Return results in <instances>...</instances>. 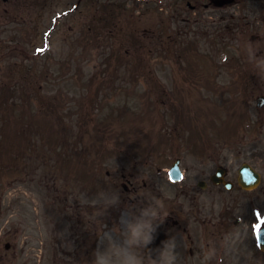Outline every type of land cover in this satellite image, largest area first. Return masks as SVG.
<instances>
[{
  "label": "rangeland",
  "instance_id": "374dc122",
  "mask_svg": "<svg viewBox=\"0 0 264 264\" xmlns=\"http://www.w3.org/2000/svg\"><path fill=\"white\" fill-rule=\"evenodd\" d=\"M90 1L92 0H89L87 8L83 10L84 5L81 7L82 13L72 12L73 5L66 4V0L57 1L55 6L48 3L43 8V12L48 13L44 16L40 13L42 9L36 7L39 0H23V5L17 11L9 13L7 10L11 3L4 4L0 0V253L3 254L0 264H66L69 254H65V250L59 246V251L54 256L56 247L53 244L58 239L62 243L67 242L65 240L70 235L78 240L81 237L90 240L92 250L87 257H91L92 264L95 250L103 248L109 234L116 236L119 242V230L123 229L125 221L133 218V213L137 217L140 205L148 208L156 203L160 205L161 212L166 210L169 213L171 202H175L173 210H176L180 205L187 204L186 198L191 201V193L180 191L177 183L168 180L166 169L174 157H167L159 142L148 143L147 147H152L151 158L146 164L138 161L136 170L132 167L133 158L130 156L135 155L137 160L141 157L142 150L139 148L143 147V139L139 135L140 130L150 137L155 133L152 128L156 129L155 126L161 124V98L158 100L156 97H146V89L152 84L159 94L158 81L165 83L167 79L170 82L183 78L182 71L193 60L188 58L180 65L173 60L160 63L157 57L161 53L156 44L153 49L157 54L152 55L150 44L145 50V39L136 46L130 42L133 39L136 42V35L134 38L132 34L122 31V38L129 42L130 56H126L124 47L112 57L109 56L110 48L103 49L104 54L111 58V66L103 75L100 71L105 66L101 67L99 49H89L88 61L79 63L87 47L83 48L81 45L82 31L87 26L88 16L95 10V2L97 7L103 3V0ZM185 2L186 0H126L122 10H131L124 14L135 17L136 25L131 26H152L149 31L154 33L153 36L158 32L156 19L158 23L162 20L166 26L171 27L183 26L181 17L191 21L198 20L197 24L193 25L191 22L190 26L195 29L200 25L199 30H196L202 40L205 25L218 29L213 30V34L207 32V36L213 38L217 35L224 36L222 30L230 24L232 28L225 31L229 33L231 29L227 43L235 51V56H238L237 49L241 50L246 45L250 34L264 27V0H241L237 6L220 10L208 8L188 11L185 9ZM64 11L67 13L63 14ZM16 19H22L24 24L30 19H36L35 31H39H34L31 37L35 42L27 43L25 47L19 45L12 48L17 44L12 36L13 31L19 27ZM48 28L51 30L48 34V48L43 54L37 55V48L45 45L43 31ZM192 31L190 36L193 35ZM163 33L165 31L160 32V36ZM202 40L197 37L198 47L205 55L210 50L205 42L211 41L207 38ZM214 49L216 58L219 56V60L223 62L224 52L220 53L218 46L213 43L212 50ZM145 51L143 57H133ZM14 62H19V65ZM90 78L94 79L91 84L88 81ZM172 85L171 82L170 87ZM196 86L202 90L208 88L205 82H198ZM83 88L118 92L113 97L106 98L100 94L97 101L103 104L104 109L94 112L96 118L100 119L93 125L79 128V112L89 113L85 109L91 106V99H86L82 105L78 102L87 95L80 93ZM66 95L71 98L67 99ZM76 102L78 103L70 108L71 103ZM52 103L57 111L54 112L55 117L57 114L56 120L62 117L64 119L56 125L53 132L52 138L56 143L50 145L52 141L47 140L48 130L44 127L54 115L42 110L52 106ZM253 107L254 105L249 109L251 118L260 120L261 111L258 110L259 116L256 111L252 114ZM74 109H77V113ZM61 110L67 111V115L59 112ZM63 122L65 124L61 125ZM115 128H118L121 136L127 135L129 138L122 142L117 135L112 134ZM104 130L109 133H105L103 138ZM250 131L247 135L264 140V129L251 127ZM176 135L174 132V138ZM157 140L162 142V139ZM195 143L200 144L197 140ZM120 144L122 149L127 150L126 153L123 150L117 153ZM75 148V152L83 148L87 150L85 154L89 157V165L85 168L78 161V155H75L72 163H69L71 170L64 172L63 168L69 166L63 158ZM182 148L179 153L187 175V180L182 184L188 187L189 183L186 182L204 177L206 172L196 166L201 160L193 154L197 151L194 144L188 147L185 143ZM247 150L246 159L252 164L259 166L261 162L264 163V142H254ZM159 166L163 168L157 171ZM120 169L129 175L124 181L121 180ZM106 171L109 172L108 175ZM191 174L194 177L188 178ZM123 183L127 185L125 192L121 187ZM80 188L82 193L78 191ZM255 191L247 193L249 207L248 204L245 206L244 215H250L247 222L250 234L247 236L248 243L244 240V252H236L242 257L239 258V264H264V252L256 248L250 225L253 210L264 204V198L261 199V194ZM220 193L225 195L224 198L232 195L216 190V194H213L215 199H219ZM117 198L118 203H111ZM6 243L9 244L7 251L3 250ZM84 264H88V259Z\"/></svg>",
  "mask_w": 264,
  "mask_h": 264
},
{
  "label": "clouds",
  "instance_id": "9594fccd",
  "mask_svg": "<svg viewBox=\"0 0 264 264\" xmlns=\"http://www.w3.org/2000/svg\"><path fill=\"white\" fill-rule=\"evenodd\" d=\"M244 51L246 65L257 80L264 83V49L247 41ZM257 52L260 53L259 56L256 55ZM118 202V198L111 201L114 204ZM166 216L167 213L162 214L160 205L156 203L142 209L139 217L133 213V218L125 221L123 229L119 230V242L116 236L109 234L103 248L95 250L92 264H175L178 244L173 235L161 242L162 247H149L155 239L157 228L163 224ZM248 234L247 226L240 229L237 233V243H243ZM221 247L232 258V264H239V257L233 252L236 244L229 239ZM213 260L215 264H224V256L218 255L215 245L211 254L205 258V264Z\"/></svg>",
  "mask_w": 264,
  "mask_h": 264
},
{
  "label": "flooded vegetation",
  "instance_id": "af4514ba",
  "mask_svg": "<svg viewBox=\"0 0 264 264\" xmlns=\"http://www.w3.org/2000/svg\"><path fill=\"white\" fill-rule=\"evenodd\" d=\"M203 204L204 203L196 205V213L194 214V218H191L193 221L185 216H182L178 217L177 222H173L179 236L183 238L185 237V241L188 242L185 243V247L192 254H195L196 252L197 254L205 255L208 252L207 247H210V244L206 239V235L208 234L212 237L214 234L210 229L213 211L211 212V207L206 208ZM206 212L210 213V216H205L204 214ZM166 230L169 231V227L167 225ZM193 242L197 243V245H200L202 248H191Z\"/></svg>",
  "mask_w": 264,
  "mask_h": 264
},
{
  "label": "water",
  "instance_id": "95a60500",
  "mask_svg": "<svg viewBox=\"0 0 264 264\" xmlns=\"http://www.w3.org/2000/svg\"><path fill=\"white\" fill-rule=\"evenodd\" d=\"M247 170H249L251 173H253L250 169L247 168ZM247 175L245 176V179H249L250 178V174L247 172L246 173ZM254 177H255V180H257V177L255 175V173H253Z\"/></svg>",
  "mask_w": 264,
  "mask_h": 264
},
{
  "label": "snow or ice",
  "instance_id": "6c2138e0",
  "mask_svg": "<svg viewBox=\"0 0 264 264\" xmlns=\"http://www.w3.org/2000/svg\"><path fill=\"white\" fill-rule=\"evenodd\" d=\"M256 227H259V226H256Z\"/></svg>",
  "mask_w": 264,
  "mask_h": 264
}]
</instances>
